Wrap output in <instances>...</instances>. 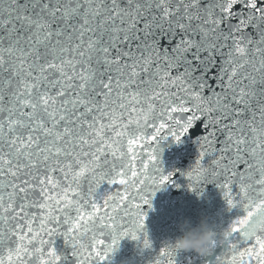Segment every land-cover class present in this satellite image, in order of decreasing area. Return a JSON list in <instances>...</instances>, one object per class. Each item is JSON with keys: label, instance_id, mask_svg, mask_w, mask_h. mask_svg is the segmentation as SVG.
<instances>
[{"label": "snow or ice", "instance_id": "snow-or-ice-1", "mask_svg": "<svg viewBox=\"0 0 264 264\" xmlns=\"http://www.w3.org/2000/svg\"><path fill=\"white\" fill-rule=\"evenodd\" d=\"M197 125L181 174L237 210L215 264H264V0H0V264L150 249L158 145Z\"/></svg>", "mask_w": 264, "mask_h": 264}, {"label": "water", "instance_id": "water-1", "mask_svg": "<svg viewBox=\"0 0 264 264\" xmlns=\"http://www.w3.org/2000/svg\"><path fill=\"white\" fill-rule=\"evenodd\" d=\"M199 125L175 143L169 137L158 145L159 166L166 174L173 171V183L165 184L151 196V208L144 207L146 219L143 232L151 242L150 249L142 248L139 240L129 237L120 239L106 264H150L156 252L181 233L177 224L188 219L193 225L201 217H207L219 234L237 215L236 209L228 210L220 189L214 183H202L201 187L189 190L187 179L181 174L188 170L196 156L195 138L202 133ZM143 239V235H141ZM54 246L66 255L70 253L63 239L55 238ZM224 246L217 244L204 256L191 252H176L175 264H215ZM68 264H71L69 255Z\"/></svg>", "mask_w": 264, "mask_h": 264}, {"label": "clouds", "instance_id": "clouds-1", "mask_svg": "<svg viewBox=\"0 0 264 264\" xmlns=\"http://www.w3.org/2000/svg\"><path fill=\"white\" fill-rule=\"evenodd\" d=\"M177 228L181 234L165 244L174 252H191L204 256L212 250L213 243H219L221 239V233L214 230L207 217H201L195 225L190 220L183 219L177 224Z\"/></svg>", "mask_w": 264, "mask_h": 264}]
</instances>
